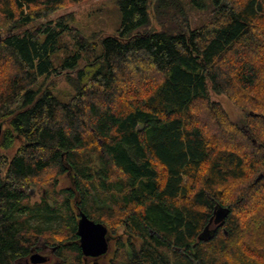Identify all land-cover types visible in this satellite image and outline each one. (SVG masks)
<instances>
[{
  "label": "trees",
  "instance_id": "16d2710c",
  "mask_svg": "<svg viewBox=\"0 0 264 264\" xmlns=\"http://www.w3.org/2000/svg\"><path fill=\"white\" fill-rule=\"evenodd\" d=\"M89 1L0 0V264H264V0H111L120 28L90 37L50 18Z\"/></svg>",
  "mask_w": 264,
  "mask_h": 264
},
{
  "label": "rangeland",
  "instance_id": "374dc122",
  "mask_svg": "<svg viewBox=\"0 0 264 264\" xmlns=\"http://www.w3.org/2000/svg\"><path fill=\"white\" fill-rule=\"evenodd\" d=\"M185 1L187 3V1L189 0ZM67 13L75 14V27L81 32L83 37H90V35L100 32L106 35L114 34L118 31L122 23V13L120 11V8L111 0H93L83 4H78L67 10L59 12L51 16L50 18L54 20ZM190 13V17L192 19L194 17L197 21H201V18L204 17V15L195 12L194 10H191ZM68 41L74 42L72 38H68ZM70 49L73 50L74 48ZM69 53H71L69 52V50L64 49L58 55L54 56L53 61L55 62V64H59ZM95 67H97V65H95L94 67L85 68V71H87V73L84 74L81 78L84 82L87 80L88 76L93 74L92 72ZM61 78V81L58 80V85L52 87L51 89L58 98H60L62 101L67 102L76 93V87L68 80H63L64 77ZM214 99L224 105L233 119L236 120L242 116L243 113L241 112V110L233 105L232 102H230L226 97L214 96ZM65 185L66 182L62 180L61 187ZM39 199L40 197L39 195H37L35 197V200L39 201ZM49 254L51 255V253Z\"/></svg>",
  "mask_w": 264,
  "mask_h": 264
},
{
  "label": "water",
  "instance_id": "95a60500",
  "mask_svg": "<svg viewBox=\"0 0 264 264\" xmlns=\"http://www.w3.org/2000/svg\"><path fill=\"white\" fill-rule=\"evenodd\" d=\"M229 214V209L218 208L214 212V217L211 219V223L214 222L216 225L222 226L225 224ZM78 235L80 237V247L86 258H99L109 252L110 245L107 228L103 224L90 220L84 213L80 214ZM207 235L208 231L206 229L200 236V239H205ZM48 261L49 259L47 257L37 253L30 257L28 263L47 264Z\"/></svg>",
  "mask_w": 264,
  "mask_h": 264
},
{
  "label": "flooded vegetation",
  "instance_id": "af4514ba",
  "mask_svg": "<svg viewBox=\"0 0 264 264\" xmlns=\"http://www.w3.org/2000/svg\"><path fill=\"white\" fill-rule=\"evenodd\" d=\"M48 254L47 255V258L49 259V261L47 262V264H53V263H56L58 261V259L56 258L54 252L51 253V255L49 254L50 253V250H47ZM92 259H97V258H92Z\"/></svg>",
  "mask_w": 264,
  "mask_h": 264
},
{
  "label": "bare ground",
  "instance_id": "6f19581e",
  "mask_svg": "<svg viewBox=\"0 0 264 264\" xmlns=\"http://www.w3.org/2000/svg\"><path fill=\"white\" fill-rule=\"evenodd\" d=\"M216 209H218V208H216ZM216 209H215V210H216ZM214 212H215V211H214ZM225 224H226V223H225ZM210 225H211V224H209V227H210ZM209 230H210V228H209ZM37 253H38V252H37ZM37 253H34V254H37ZM34 254H32V256H33ZM40 254H41V253H40ZM42 255H44V254H42ZM44 256L47 257L46 255H44Z\"/></svg>",
  "mask_w": 264,
  "mask_h": 264
}]
</instances>
